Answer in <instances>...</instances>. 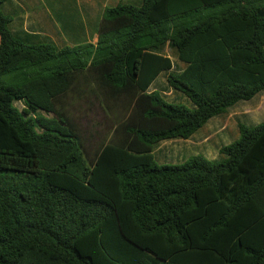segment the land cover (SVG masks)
Returning <instances> with one entry per match:
<instances>
[{"label":"trees","instance_id":"obj_1","mask_svg":"<svg viewBox=\"0 0 264 264\" xmlns=\"http://www.w3.org/2000/svg\"><path fill=\"white\" fill-rule=\"evenodd\" d=\"M7 1L0 264H264V124L240 123L220 162L154 160L159 143L187 140L264 92V0L120 4L105 9L96 45L61 48L15 35ZM167 45L186 65L167 83L191 108L149 92L173 69ZM88 71L107 115L122 120L92 163L58 107Z\"/></svg>","mask_w":264,"mask_h":264},{"label":"rangeland","instance_id":"obj_2","mask_svg":"<svg viewBox=\"0 0 264 264\" xmlns=\"http://www.w3.org/2000/svg\"><path fill=\"white\" fill-rule=\"evenodd\" d=\"M141 4L142 0H124L122 3V5L136 7ZM58 42L60 48L67 45L61 41ZM163 54L171 56L175 65V73L184 70L185 65L178 60L170 46L164 47ZM167 77L159 78L153 89L160 92L167 102L180 103L191 108V103L184 95L170 89ZM97 93L99 90L96 78L92 71H88L75 78L72 89L58 105L72 123L90 163L94 160L102 144L109 142L114 136L116 123L122 121L110 119L101 106V98L96 99L95 94ZM14 106L22 110L24 105L18 102ZM115 114L119 119H124L126 116L121 107L116 108ZM43 115L50 118L53 116ZM220 123L227 124V127L222 129ZM240 123L247 126L264 124V92L258 94L251 101L239 103L225 115L211 119L187 140L176 139L159 143L154 150L155 163L158 166H176L196 157L209 161H223L225 158L219 154V150L239 139L238 125Z\"/></svg>","mask_w":264,"mask_h":264},{"label":"crops","instance_id":"obj_3","mask_svg":"<svg viewBox=\"0 0 264 264\" xmlns=\"http://www.w3.org/2000/svg\"><path fill=\"white\" fill-rule=\"evenodd\" d=\"M123 2L124 0H8L3 5V12L12 18L13 33L28 43L52 42L58 46V41H61L66 46L86 43L96 45L105 9ZM173 51L177 57L176 51ZM164 55L172 60L171 56ZM174 69L173 62V69L162 73L151 85L149 92L155 91L153 88L159 78L175 73ZM220 127L224 129L227 124L220 123Z\"/></svg>","mask_w":264,"mask_h":264}]
</instances>
